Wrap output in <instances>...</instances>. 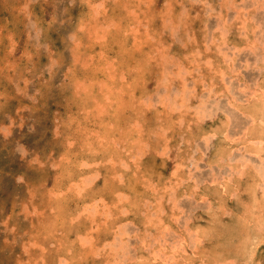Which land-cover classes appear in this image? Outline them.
<instances>
[{"label": "rangeland", "instance_id": "374dc122", "mask_svg": "<svg viewBox=\"0 0 264 264\" xmlns=\"http://www.w3.org/2000/svg\"><path fill=\"white\" fill-rule=\"evenodd\" d=\"M262 108L264 0H0V264H264Z\"/></svg>", "mask_w": 264, "mask_h": 264}, {"label": "bare ground", "instance_id": "6f19581e", "mask_svg": "<svg viewBox=\"0 0 264 264\" xmlns=\"http://www.w3.org/2000/svg\"><path fill=\"white\" fill-rule=\"evenodd\" d=\"M256 91H257V90H256ZM260 98H261V97H260ZM261 99H262V98H261ZM260 101H262V100H260ZM259 104H261V103H259ZM251 107H253V105H251ZM251 107H250V108H251ZM259 107H260V105H259ZM248 108H249V107H248ZM263 109H264V108H262V110H263ZM254 111H255V110H254ZM262 112H264V111H262ZM262 112H261V113H262ZM253 113H254V112H253ZM256 115H257V114H256ZM260 116H261V115H260ZM259 119H262V118H259ZM258 121H259V120H258ZM260 121H261V120H260ZM252 122H253V121H252ZM262 122H263V121H262ZM258 123H260V122H258ZM262 126L264 127V125H262ZM257 127H259V125H258ZM254 130H255V129H254ZM259 130H260V129H259ZM259 130H258V131H259ZM263 130H264V129H263ZM258 131H257V132H258ZM255 132H256V131H255ZM261 132H264V131H261ZM259 133H260V131H259ZM262 134H263V133H262ZM258 136H261V135L258 134ZM254 207H255V206H254ZM181 237H182V236H181ZM259 239H260V238H259Z\"/></svg>", "mask_w": 264, "mask_h": 264}]
</instances>
